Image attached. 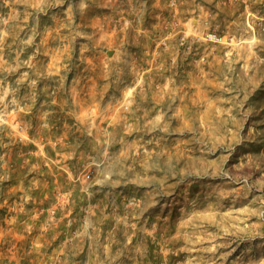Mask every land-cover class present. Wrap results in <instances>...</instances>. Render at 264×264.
<instances>
[{
	"label": "rangeland",
	"instance_id": "rangeland-1",
	"mask_svg": "<svg viewBox=\"0 0 264 264\" xmlns=\"http://www.w3.org/2000/svg\"><path fill=\"white\" fill-rule=\"evenodd\" d=\"M0 264H264V0H0Z\"/></svg>",
	"mask_w": 264,
	"mask_h": 264
}]
</instances>
